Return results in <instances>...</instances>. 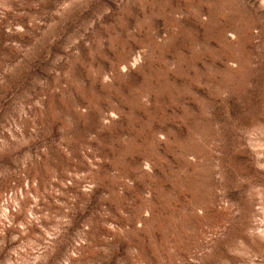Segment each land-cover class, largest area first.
<instances>
[{
	"label": "rangeland",
	"instance_id": "obj_1",
	"mask_svg": "<svg viewBox=\"0 0 264 264\" xmlns=\"http://www.w3.org/2000/svg\"><path fill=\"white\" fill-rule=\"evenodd\" d=\"M0 264H264V0H0Z\"/></svg>",
	"mask_w": 264,
	"mask_h": 264
}]
</instances>
